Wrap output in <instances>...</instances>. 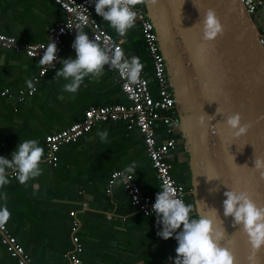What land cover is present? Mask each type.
<instances>
[{
  "label": "crops",
  "instance_id": "obj_1",
  "mask_svg": "<svg viewBox=\"0 0 264 264\" xmlns=\"http://www.w3.org/2000/svg\"><path fill=\"white\" fill-rule=\"evenodd\" d=\"M65 16L53 0H0V32L22 43L45 41L49 28ZM95 16L123 43L127 57L140 59L141 73L153 76L151 57L138 27L122 37L108 21ZM79 31L89 35L87 28ZM75 36H65L60 58L75 57L71 47ZM61 66L59 60L38 89L21 100L19 92L29 88L26 81H33L39 70L38 58L0 46V155L11 158L20 140L30 138L44 148L40 176L25 184L10 177L11 182L0 188V193H6L0 198V207L6 206L10 212L7 218L0 215V221L24 246L33 264L67 263L75 218L81 223L82 264H174L170 257L176 256L177 241L157 235L162 225L156 214L145 215L137 209L122 184L107 191L112 172L126 171L133 162L136 171L132 173L144 192L156 195L160 190L137 127L124 121L99 123L77 141L63 145L57 165L46 160L47 135L83 119L91 106L128 103L114 68L106 65L98 78L85 77L79 90L69 93L63 89L67 81L55 77ZM104 130L108 136L102 140L98 132ZM183 145L181 140L179 147ZM179 147L173 158L175 176L188 157ZM0 264H19L2 243L1 231Z\"/></svg>",
  "mask_w": 264,
  "mask_h": 264
},
{
  "label": "water",
  "instance_id": "obj_2",
  "mask_svg": "<svg viewBox=\"0 0 264 264\" xmlns=\"http://www.w3.org/2000/svg\"><path fill=\"white\" fill-rule=\"evenodd\" d=\"M144 8L154 23L176 101L181 149L191 171L186 184L193 204L200 201L194 210L210 215L209 207L217 208L216 223L226 232L222 245L233 253L235 264H250L254 250L248 236L232 225V217H224L222 201L228 186L247 191L264 207V177L253 168L254 157H264V45L258 30L241 0H145ZM209 8L223 32L205 40L203 16ZM237 112L241 124L248 125L239 138L224 123ZM200 116L206 117L203 126ZM207 116L214 119L207 121ZM206 175L217 179L208 181ZM213 187L219 190L209 191ZM255 264H264V246L255 252Z\"/></svg>",
  "mask_w": 264,
  "mask_h": 264
},
{
  "label": "clouds",
  "instance_id": "obj_3",
  "mask_svg": "<svg viewBox=\"0 0 264 264\" xmlns=\"http://www.w3.org/2000/svg\"><path fill=\"white\" fill-rule=\"evenodd\" d=\"M94 10L103 20L120 36H125L127 31L135 25L136 10L134 5L137 0H92ZM155 2V0H153ZM223 32V25L215 11L207 9L203 16V36L205 40H211ZM71 47L75 51V57L58 58L57 45L51 40L43 49V55L38 63L45 66H54L53 61L59 59L61 67L56 70L55 77H62L67 81L63 89L69 93H76L85 77L98 78L105 66L114 68L126 74L130 83L138 80L143 70V64L136 56L127 57L122 50H111L102 47L84 31L76 32ZM46 67L45 72L48 70ZM27 86L35 91L32 80L26 81ZM219 113V109L217 108ZM213 120V116H207V121ZM205 116L199 117V124L203 126ZM224 123L232 130L234 137L239 138L247 132L248 125L241 124L240 113L227 115ZM102 140L108 136L107 130L98 132ZM44 148L34 138L20 140L11 153V158L0 155V188L8 185L10 177L15 174L19 183L25 184L30 179L41 175L40 166ZM234 160V156H233ZM246 165V164H245ZM254 169L264 177V157H254ZM136 171L135 162L127 166L126 172ZM208 181L217 179L216 176L206 175ZM226 197L222 201L224 217H232V225L241 227L247 234L253 255L249 257L250 264H255V252L264 246V207H260L252 199L247 191H238L226 186ZM156 193L155 202L151 211L156 214L158 224L162 225L157 235L163 239L174 237L178 246L175 248L176 256L170 257L174 264H235V257L230 249L222 245L226 235L225 229L216 223L215 218L219 210L211 209L210 215L199 214L194 209L196 204L186 202L177 195L173 188L162 185ZM219 188H211L209 191H218ZM6 193H0V198H5ZM204 205H207L204 202ZM151 214V213H150ZM0 215L7 218L10 215L6 206L0 207Z\"/></svg>",
  "mask_w": 264,
  "mask_h": 264
},
{
  "label": "built area",
  "instance_id": "obj_4",
  "mask_svg": "<svg viewBox=\"0 0 264 264\" xmlns=\"http://www.w3.org/2000/svg\"><path fill=\"white\" fill-rule=\"evenodd\" d=\"M53 1L61 7L66 16L65 19L49 28L48 37L45 41L22 43L17 41L15 37L0 32V46L16 51L24 50L27 55L36 57L39 61L45 51L43 47L52 40L57 45L56 56L60 58L65 36L74 35L80 29L87 28L89 29V37L99 45L113 51L120 49L125 54L123 43L108 32L96 18L92 0ZM241 3L251 17L258 30L260 41L264 45V0H241ZM144 4L145 0H137L134 5L137 13L134 26L140 28L142 38L145 41L152 61L153 76L141 73L136 82L130 83L126 74L114 69L128 103L91 106L85 111L83 119L61 131L47 135L46 160L57 165L59 151L63 145L77 141L84 134L91 132L99 123L124 121L130 127H137L142 134L147 153L161 186L167 185L173 188L175 193L187 202L191 188L185 182L180 181L173 172V158L177 155L180 141L184 142L178 127V116L175 111L176 101L172 89L168 85L169 78L165 57L160 49L155 26L149 18ZM58 63L59 59L53 61L54 66L48 67L39 64V70L33 78L36 90L47 74L58 67ZM46 67L48 70L45 72ZM152 81L155 84L156 93L151 88ZM35 91L30 88L23 89L19 92V97L22 100L27 94H33ZM11 177H15V174ZM117 184L124 185L137 209L145 215L154 214L151 209L156 195L145 193L133 173H128L125 170L113 171L108 179V193H111ZM71 213L75 215V211ZM80 226V220L75 218L72 224V248L68 253L66 264H82L81 254L84 245L79 235ZM0 231L2 232V243L17 259L18 263L33 264L24 246L2 221H0Z\"/></svg>",
  "mask_w": 264,
  "mask_h": 264
},
{
  "label": "trees",
  "instance_id": "obj_5",
  "mask_svg": "<svg viewBox=\"0 0 264 264\" xmlns=\"http://www.w3.org/2000/svg\"><path fill=\"white\" fill-rule=\"evenodd\" d=\"M138 27V26H136ZM138 29L140 30V28L138 27ZM141 33V32H140ZM142 37V36H141ZM143 39V38H142ZM144 40V39H143ZM149 75V74H148ZM151 75V74H150ZM151 88L152 90H154L153 92H155V85L153 82H151ZM177 115V114H176ZM45 144H46V139H45ZM46 148H47V144H46ZM187 154V153H186ZM183 166V170H180V171H177L178 175H176V177L181 180L182 182H186V179L189 178L191 176V171H190V168H189V159L187 157V161L182 164ZM126 189V188H125ZM130 197V196H129ZM131 199V198H130ZM132 201V200H131ZM187 202L189 203H193V197L191 195L188 196V199H187ZM70 248H72V242H71V246L69 247V250Z\"/></svg>",
  "mask_w": 264,
  "mask_h": 264
},
{
  "label": "flooded vegetation",
  "instance_id": "obj_6",
  "mask_svg": "<svg viewBox=\"0 0 264 264\" xmlns=\"http://www.w3.org/2000/svg\"><path fill=\"white\" fill-rule=\"evenodd\" d=\"M179 149H181V147H179ZM183 151V153H187L185 150H182ZM188 156V155H187ZM187 159V158H186ZM188 179V178H187Z\"/></svg>",
  "mask_w": 264,
  "mask_h": 264
}]
</instances>
